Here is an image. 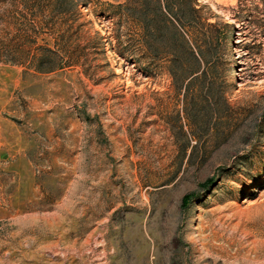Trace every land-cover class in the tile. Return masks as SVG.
<instances>
[{"label":"rangeland","instance_id":"1","mask_svg":"<svg viewBox=\"0 0 264 264\" xmlns=\"http://www.w3.org/2000/svg\"><path fill=\"white\" fill-rule=\"evenodd\" d=\"M198 8L217 100L146 50L143 0L71 31L0 0V264H264V0Z\"/></svg>","mask_w":264,"mask_h":264},{"label":"trees","instance_id":"2","mask_svg":"<svg viewBox=\"0 0 264 264\" xmlns=\"http://www.w3.org/2000/svg\"><path fill=\"white\" fill-rule=\"evenodd\" d=\"M21 1L40 13L50 9L56 19L71 18V31L82 0ZM143 9V45L154 57L166 58L167 70L177 91L189 94L193 89H200L212 100L221 99L216 83L219 73L216 55L221 33L218 24L204 21L198 0H143ZM80 29L78 27L76 34ZM65 37L60 38L65 40ZM156 42L159 46L153 44ZM186 118L192 121L188 111Z\"/></svg>","mask_w":264,"mask_h":264}]
</instances>
